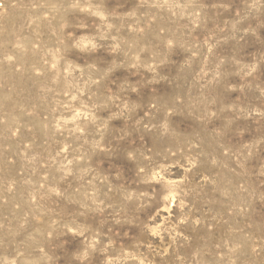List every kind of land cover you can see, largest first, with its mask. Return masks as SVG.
Segmentation results:
<instances>
[{"label": "rangeland", "instance_id": "1", "mask_svg": "<svg viewBox=\"0 0 264 264\" xmlns=\"http://www.w3.org/2000/svg\"><path fill=\"white\" fill-rule=\"evenodd\" d=\"M0 2V264H264V0Z\"/></svg>", "mask_w": 264, "mask_h": 264}, {"label": "built area", "instance_id": "2", "mask_svg": "<svg viewBox=\"0 0 264 264\" xmlns=\"http://www.w3.org/2000/svg\"><path fill=\"white\" fill-rule=\"evenodd\" d=\"M0 4H1V2H0Z\"/></svg>", "mask_w": 264, "mask_h": 264}]
</instances>
